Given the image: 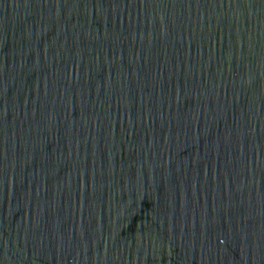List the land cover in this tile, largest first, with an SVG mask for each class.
Returning a JSON list of instances; mask_svg holds the SVG:
<instances>
[{
    "label": "water",
    "instance_id": "95a60500",
    "mask_svg": "<svg viewBox=\"0 0 264 264\" xmlns=\"http://www.w3.org/2000/svg\"><path fill=\"white\" fill-rule=\"evenodd\" d=\"M0 264H264V0H0Z\"/></svg>",
    "mask_w": 264,
    "mask_h": 264
}]
</instances>
